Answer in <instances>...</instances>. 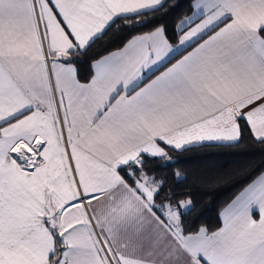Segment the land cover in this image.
<instances>
[{"label": "snow or ice", "instance_id": "obj_1", "mask_svg": "<svg viewBox=\"0 0 264 264\" xmlns=\"http://www.w3.org/2000/svg\"><path fill=\"white\" fill-rule=\"evenodd\" d=\"M165 3L0 0V264H264V172L211 232L187 231L193 201L158 172L264 144V0H190L171 35ZM145 27L78 78L108 30Z\"/></svg>", "mask_w": 264, "mask_h": 264}, {"label": "trees", "instance_id": "obj_2", "mask_svg": "<svg viewBox=\"0 0 264 264\" xmlns=\"http://www.w3.org/2000/svg\"><path fill=\"white\" fill-rule=\"evenodd\" d=\"M189 4L190 0H166L165 7L156 13V23L166 25L171 35L174 25L183 16L191 14ZM148 30L149 27L137 28L132 33L126 28L119 32L108 30L86 54L79 56L76 63L78 78L85 82L92 74L90 65L93 60L122 47L130 35ZM170 154L173 157L170 167L158 169V172L168 177L165 190L171 188L178 198L191 197L194 208L182 217L188 232L201 226L208 228L209 232L221 227L222 209L264 170V144L257 142L248 132L238 143L203 144ZM176 171L182 174L179 180L173 176ZM164 195L162 192L157 202Z\"/></svg>", "mask_w": 264, "mask_h": 264}, {"label": "crops", "instance_id": "obj_3", "mask_svg": "<svg viewBox=\"0 0 264 264\" xmlns=\"http://www.w3.org/2000/svg\"><path fill=\"white\" fill-rule=\"evenodd\" d=\"M197 22H198V21H197ZM173 62H174V61H173ZM162 70H163V69H161V71H162ZM158 74H159V73L157 72L156 75H158ZM151 78H154V76H153V77H149V79H151ZM147 82H148L147 80L144 81V83H147ZM141 86H143V85H141ZM204 144H217V143H215V142H206V143H204ZM262 172H264V170H263ZM241 191H242V190H241ZM238 194H239V193H238ZM238 194H237V195H238ZM237 195H236V196H237ZM236 196H235V197H236ZM231 202H232V201H231ZM231 202H230V203H231ZM230 203H229V204H230ZM226 207H227V206H226ZM226 207H225V208H226ZM225 208L222 209L221 213L223 212V210H224ZM221 213H220V220H221V227H222V226H223V219H222ZM253 215H254V218H258V213L254 212Z\"/></svg>", "mask_w": 264, "mask_h": 264}]
</instances>
